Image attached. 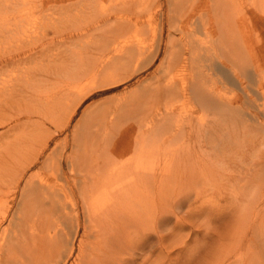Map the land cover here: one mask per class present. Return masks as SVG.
I'll use <instances>...</instances> for the list:
<instances>
[{
	"label": "bare ground",
	"instance_id": "6f19581e",
	"mask_svg": "<svg viewBox=\"0 0 264 264\" xmlns=\"http://www.w3.org/2000/svg\"><path fill=\"white\" fill-rule=\"evenodd\" d=\"M46 1L34 0V4L31 1L29 2L30 6H26L28 2L26 0H21V2L19 0H0L1 56L5 53L4 47L7 46L5 45V38L15 42L20 39L21 41L29 40L30 45L38 43L44 45V48L53 46L52 43L63 45L67 43L68 38L74 35L77 36L78 32L83 34L86 27L102 17L109 20L113 13H117L112 7L113 3L110 2L111 7L100 5L99 8H93L94 18L76 25L75 27L80 30L76 34L69 31L62 34L56 32L52 36L46 34L42 36L35 35L31 32L33 30L30 27L20 24L24 19H19V17L23 18V15H26L29 11L34 12L35 7L41 8V10L43 7L50 8L52 5L43 6L47 3ZM181 1L182 4L174 9L180 12L171 15L169 22L172 27L177 24L175 23L177 21L182 23L186 21L184 25L180 26L182 37L179 39H182L183 36H186L187 39L181 49L174 51L173 46L177 43L173 38H170L165 55V59H168V61L162 67L163 74L157 75L155 73L145 91H153L152 93L165 99V107L168 111H175L172 101L176 98H181L183 102L200 100L203 102V108H217L222 111L237 109L236 105H230L221 96L216 95L213 88L207 86L206 79L210 76L212 67L209 62L205 60L206 64L197 65V63L204 59L218 57L225 50L223 44L226 37L236 36L240 31L235 30L238 31L235 34L231 30L232 26L229 25L228 21L225 20L223 21L224 24L221 23L222 18H227L226 15H222V18H219L218 15V18L211 17L208 24L205 21L199 23L196 18V9L204 0ZM74 3L84 4L85 2L76 0L72 4ZM86 8L88 12L90 6ZM222 12V10H219L217 14ZM216 19L217 28L214 25ZM185 25H187L186 29L184 28ZM228 25L229 28H227ZM200 28L206 30L205 35L208 37V41L205 40V43L198 34ZM121 37L113 38L112 41L107 43L106 47L94 54V57L88 58V63L80 62L77 71L71 74L73 78L60 92L62 97L68 96L73 91L75 94L71 99L76 100V104L81 101L89 84L105 82L126 69L141 49L136 43L130 42L127 33L124 32ZM216 40L221 43L217 45ZM233 42L232 46L236 45L233 49L236 50L237 48L239 50L236 41ZM188 49L190 50L188 51ZM11 52L13 51L11 50ZM22 52L9 54L10 57L5 60L6 64L20 62L15 58L25 56ZM178 52L182 57V64L186 65L189 63L187 61H190V73L182 71L178 77H181V79L175 81L176 76L174 72H171V68L173 69L175 66L172 67L174 63L172 58ZM236 52L233 53L232 60H230L232 63L236 59V55L238 56L241 53L239 51L236 54ZM186 54L189 56V60L183 59ZM239 56L241 57L239 58L240 65L248 66L250 62L247 56L243 57L244 55L240 54ZM4 59L5 57L0 58V67L6 65L2 63ZM184 69L187 70V65ZM187 74L191 75V91H188V87L185 85L188 82L185 78ZM13 78L17 79V77ZM9 84L10 87L14 86L10 82ZM146 99L144 95L125 99L111 111H151L152 106L147 105ZM97 110L98 108H95L93 112H97ZM125 116V122L116 131L122 129L131 131L132 128L134 129L127 134V139L122 141L117 152L106 153V156L121 155L119 160L110 168L99 169L95 165H90V160L96 156L93 149L84 150V153L78 152V149H76L75 152L52 160L53 170L48 175L41 172L35 174L37 179L32 176H28L26 179L27 173L33 169L36 161L19 157L14 162L16 168L9 167L10 172L13 170V178H11V181L9 180L10 183L7 185L8 181L6 180L9 174L6 175L7 178L5 177V179L3 178L5 174L2 175V178L0 177V180H4H2V183L5 184L4 188L0 186V208L3 207L4 209L3 219H0V264H8V258L13 264H58L62 253L65 254V252L68 254L67 257L73 256L69 264H214L212 257L214 240L224 246L225 239L229 234L227 223L230 221V225L233 224V227L238 223V220L235 221L232 215L234 209L230 212L228 218L223 221L219 219L216 223L214 217L217 214L224 213L225 208H222V206L218 208V205V210L215 209L216 211L213 212V207L219 204L220 201H214L213 196L207 192L213 186L217 187L216 190L221 189L223 186L220 184L223 176L217 177L221 170L213 165L221 160L216 159L208 165V159L213 158L214 154L229 155V158L227 156V158H223L228 160L229 165L227 167H229L234 162L232 156L242 153L234 146L227 148L225 142L216 141L220 137L221 133L219 132H223L226 125L221 123V119L214 120L215 122L212 125L210 124L215 129L214 140L200 139L201 142H199L193 136L197 133H194V131H199L206 125L209 126L204 117H200L198 120L191 117L188 120V128H173L166 125V121L164 122L165 130L162 132L161 129L160 133H155L152 140L153 148L145 150V148L140 147L139 142L146 138L147 130L144 129L147 124L144 123L147 120L146 117L134 119V113ZM166 118L163 117V120ZM5 121L7 119L2 120V123ZM107 122L108 120L105 121V123ZM152 126L153 124L149 127ZM162 126L163 124L160 127ZM114 134H116L114 131H109L106 136L101 138V142L106 141V138L109 141ZM172 137H175L177 142L169 148V139ZM222 143L224 145H221ZM172 149L176 150L174 155L166 157L155 155L158 150L169 152ZM103 150L106 152L105 146ZM246 154L245 152V156ZM64 163L69 167L73 185H70L69 178L63 169ZM239 164L241 165V163ZM250 164L253 166L252 170L255 175L257 167L254 159ZM236 166L237 169L238 165L236 164ZM239 170L241 171V169ZM51 177L54 178V181ZM23 180L26 181L21 186ZM2 183L1 185H3ZM242 187H245V185L243 184ZM75 189L78 192L81 208L83 209L82 218L76 207ZM18 191H20L21 196L28 195V198H21L20 196L22 214H16L15 212L11 214L9 225L15 220V229L13 230L4 227L2 223L10 216L12 207H10V203L12 200H16ZM242 199L241 194L235 193L233 201L240 200L238 208L234 205L236 208L234 213L238 216L242 213L244 207L241 203ZM46 210H53L54 212L56 210L59 215L51 221L52 216L48 217L47 215L44 217ZM231 215L232 218H230ZM17 217L18 219H16ZM67 221L74 224L72 232L64 231L61 226ZM249 221V227L240 226V229L234 233L235 238H232L234 243H231L232 248L235 247L237 242H242V245L236 248L233 258L227 264H257L256 250L249 248L244 253L240 251L244 246L242 236L248 234L251 228L254 229V227H256L257 232V225L254 220ZM40 225V231L36 232V228ZM56 225L59 226L55 227ZM186 229L190 231L184 232ZM9 230H12V232ZM194 234L196 244L188 243L187 237L192 238L191 236ZM48 242L50 244L46 246ZM19 243L22 244L18 245ZM32 248L36 253L32 251ZM224 255L222 254L223 260ZM223 260L219 264H226Z\"/></svg>",
	"mask_w": 264,
	"mask_h": 264
},
{
	"label": "rangeland",
	"instance_id": "374dc122",
	"mask_svg": "<svg viewBox=\"0 0 264 264\" xmlns=\"http://www.w3.org/2000/svg\"><path fill=\"white\" fill-rule=\"evenodd\" d=\"M19 1L21 2V0ZM26 1H28L26 6L31 1L34 4V0ZM74 1L76 0H47L43 6L52 5L50 8L43 7L41 10V8L35 7L36 11H29L33 14L27 13L23 15V18L19 17V19H24L20 24L30 27L33 34L40 36L43 34L52 36L56 32L62 34L69 31L76 34L77 31H80L79 28L75 27L76 25L94 18L93 8H99L100 5L111 7L109 5L111 2L117 13H113L109 20L102 17L86 27L83 34L78 32L79 35L76 34L77 36L68 38L67 43L63 45L51 42L53 46L44 48V45L38 43L30 45L29 40L21 41L20 39L15 42L5 38V45L7 46L4 45L5 53L2 52V56L0 55V58L5 57L2 63H7L5 60L10 57L8 55L11 53L17 54L23 51L22 54L25 56H16L15 59L20 62L8 63L0 67V177L2 178V175L5 174L3 176L5 179L6 175L9 174L10 178L8 177L6 180L8 181L7 185L10 183L9 180L11 181L13 178L12 169L16 168L14 162L19 157L36 161V165L27 173L26 179L28 176L37 179L36 175L41 172L48 175L53 170L52 160L75 152L76 149L81 153H84V150L93 149L96 156L90 160V165H95L99 169L110 168L119 160L121 155L106 156V153L117 152L122 141L127 139V134L134 129L116 131L125 122L126 114L134 113V119L146 117L147 120L144 121L147 123L146 128L144 127L147 130L146 138L139 142L140 147L145 148V150L153 148L152 140L155 133H160L161 129L162 132L165 130L164 122L166 121V125L173 128H185L191 117L195 120L204 117L209 126L206 125L203 129L194 131L197 133L193 136L195 140L201 142L200 139L214 140L215 129L210 124L212 125L216 119H221V123L225 124L226 128L223 132H219L221 134L220 137H216V141L221 140L226 143L227 148L234 146L242 153L232 156L234 162L229 167H227L229 165L228 160H224L229 158V155L214 154L213 158L208 159L207 162L209 165L216 159L221 160L213 165L221 170L217 177L223 176L221 178L223 180L220 182L223 185L221 189L216 190L217 187L213 186L207 191L213 196L214 201H220L213 207V212L216 211L218 205V208L220 206L225 208L224 213L217 214L214 220L216 223L219 219L223 221L229 217L233 209L232 215L235 221L238 220L234 227L233 224L230 225V221L227 223L229 234L225 239L224 246L214 240L213 263L219 264L223 260L222 254H225L223 261L226 264L233 258L236 248L242 245V242H237L235 249L232 248L234 233L240 229V226L249 227V220H254L257 225V232L256 227H254L248 234L242 236L244 246L240 251L244 253L249 248L256 250L257 264H264V0H204L196 9V18L199 23L205 21L208 24L211 17L218 15L219 18H222L226 15L227 18H222L221 23L224 24L223 21L226 20L232 26L231 30L235 34L240 31L236 36L226 37L223 44L225 50L218 57L204 59L197 63L199 65L206 64V61L209 62L212 67L210 76L206 79L207 86L213 88L215 94L221 96L230 105L237 106V109L224 111L217 108H203V102L200 100L183 102L181 98L172 101L175 111H168L165 107V99L158 97L152 93L153 91H145L155 73L157 75L163 74L162 67L168 61L165 59V55L170 38H173L177 43L173 46L174 51L181 49L187 39L186 36L179 39L182 37L180 26L184 25L186 21L183 23L177 21L175 22L177 24L172 27L169 22L171 15L180 12L174 9L182 4L181 0H83L85 5L82 3L72 4ZM118 5L122 6L119 7ZM89 6L87 12L86 7ZM219 10L223 12L217 14ZM214 25L217 28V19ZM122 29L127 33L130 42L136 43L141 49L126 69L105 82L89 84L81 101L76 104V100L71 99L75 94L73 91L68 96L62 97L60 92L73 78L71 74L77 71L80 62L86 63L88 58L94 57V54L106 47L113 38L124 35ZM237 29L238 31H235ZM198 34L204 40L203 43L208 41L205 29L200 28ZM233 41H236L239 50L233 49L236 46H232ZM215 43L219 45L221 42L216 40ZM234 51L238 53L240 51L239 54L244 55L243 57L247 56L249 65H240L239 58L241 57L237 52L238 56L236 55L234 62H230ZM27 53L28 55H26ZM178 53L172 58V62H174L172 67L175 66L173 69L171 68V72H174L176 76L175 81L181 79L178 77L182 71L190 73V61H187L189 63L186 64L187 70L184 69L186 65L182 64V57ZM183 59L189 60V56L186 54ZM13 77H17V79ZM185 78L188 80L185 85H187L188 91H191V75L187 74ZM9 82L14 86L10 87ZM142 95L147 98V105L152 106L151 111H111L121 101ZM95 108H98L97 112H93ZM163 117L167 118L163 120ZM4 119L7 121L2 123ZM106 120H108L107 123H105ZM151 124L153 126L150 128ZM161 124H163L162 127H160ZM109 131H114L116 134L111 136L109 141L106 138V141L101 142V138L106 136ZM176 142L175 137L170 138L169 148ZM103 144L106 147V152L103 150ZM245 152L247 153L246 156ZM175 153L176 150L174 149L169 152L158 150L155 155L166 157ZM253 159L257 167L255 175L252 170L253 166L250 164ZM235 163L238 165L237 169ZM9 167L12 168L11 172ZM63 169L69 178L70 185H73L71 173L66 163H64ZM56 174L58 173L56 172ZM51 178L54 181V178ZM2 180H0V186L4 188L5 184L2 183ZM25 181H22L21 186L25 184ZM243 184L245 187H242ZM74 193L77 211L82 218L83 209L76 189ZM235 193H239L243 199L245 198L241 201L244 207L239 216L234 213L240 203V200L233 201ZM17 196L16 200H12L10 203V207L12 206L10 216L2 223L4 227L13 230L15 229V220L9 225L11 214L13 212L22 214L20 191H18ZM27 196L24 195L21 198L27 199ZM30 197L32 198L31 195ZM46 211L44 217L52 216L51 221L59 215L56 210V213L53 210V212ZM3 212L2 207L0 208V213H2L0 219H3ZM61 226L67 232H72L74 228V224L68 223V221ZM40 227L41 225L36 228V232L40 231ZM9 231L12 232V230ZM189 231L186 229L184 232ZM191 237H187V242L195 243V234ZM20 244L22 243L18 245ZM48 244L50 242L46 246ZM32 249L36 253L34 248ZM67 255L66 252L65 254L62 253L61 260L58 258L60 260L58 264H69L73 256L67 257ZM7 261L8 264H13L9 258Z\"/></svg>",
	"mask_w": 264,
	"mask_h": 264
}]
</instances>
